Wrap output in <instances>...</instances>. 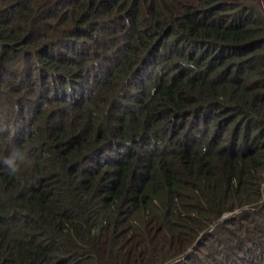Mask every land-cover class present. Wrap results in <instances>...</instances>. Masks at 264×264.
Returning a JSON list of instances; mask_svg holds the SVG:
<instances>
[{
  "label": "trees",
  "instance_id": "obj_1",
  "mask_svg": "<svg viewBox=\"0 0 264 264\" xmlns=\"http://www.w3.org/2000/svg\"><path fill=\"white\" fill-rule=\"evenodd\" d=\"M0 264H264V0H0Z\"/></svg>",
  "mask_w": 264,
  "mask_h": 264
},
{
  "label": "clouds",
  "instance_id": "obj_2",
  "mask_svg": "<svg viewBox=\"0 0 264 264\" xmlns=\"http://www.w3.org/2000/svg\"><path fill=\"white\" fill-rule=\"evenodd\" d=\"M21 159H23V157H21ZM4 162H5V163H8V161H7V160H5ZM11 170H12V172H15V171H16V168H15V167H13V168H11Z\"/></svg>",
  "mask_w": 264,
  "mask_h": 264
}]
</instances>
